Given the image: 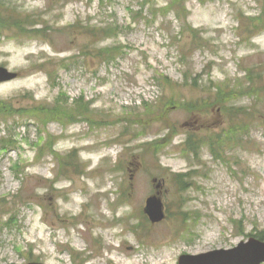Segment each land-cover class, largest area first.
<instances>
[{
	"label": "rangeland",
	"instance_id": "obj_1",
	"mask_svg": "<svg viewBox=\"0 0 264 264\" xmlns=\"http://www.w3.org/2000/svg\"><path fill=\"white\" fill-rule=\"evenodd\" d=\"M0 65V264L264 241V0H0Z\"/></svg>",
	"mask_w": 264,
	"mask_h": 264
},
{
	"label": "water",
	"instance_id": "obj_2",
	"mask_svg": "<svg viewBox=\"0 0 264 264\" xmlns=\"http://www.w3.org/2000/svg\"><path fill=\"white\" fill-rule=\"evenodd\" d=\"M17 77V73L0 66V82L9 81ZM145 212L153 223L164 217L161 198L153 195L147 198ZM264 262V242L251 238L249 242H241L237 247L229 250H215L200 255H182L179 264H261ZM28 264H43L29 262Z\"/></svg>",
	"mask_w": 264,
	"mask_h": 264
},
{
	"label": "trees",
	"instance_id": "obj_3",
	"mask_svg": "<svg viewBox=\"0 0 264 264\" xmlns=\"http://www.w3.org/2000/svg\"><path fill=\"white\" fill-rule=\"evenodd\" d=\"M112 28H109L108 30H111ZM117 48H114V50H116ZM65 99H67V98H65ZM64 99V100H65ZM63 100V101H64ZM78 100H83V98H78L76 101H78ZM82 104H84V106H87V104H85V103H82ZM4 107H6V109H9V107H8V105H6L5 103H3V102H0V111L4 108ZM55 107H62V105L61 104H58V106H54V108ZM63 112H62V114L64 113V112H66L67 111V107H63ZM60 111H57V112H55L54 114H58ZM68 116H72V113H69V115ZM190 142H192V136L190 137V140H189ZM196 143V142H195ZM196 148V147H195ZM194 148V149H195ZM185 176H187V174H185V173H178L177 174V177H180L181 178V182H183V179L182 178H184ZM259 238H261L262 239V237L261 236H258Z\"/></svg>",
	"mask_w": 264,
	"mask_h": 264
}]
</instances>
